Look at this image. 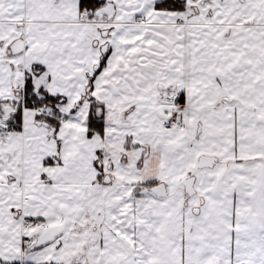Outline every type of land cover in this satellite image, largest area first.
Wrapping results in <instances>:
<instances>
[{"label": "snow or ice", "instance_id": "6c2138e0", "mask_svg": "<svg viewBox=\"0 0 264 264\" xmlns=\"http://www.w3.org/2000/svg\"><path fill=\"white\" fill-rule=\"evenodd\" d=\"M0 264H264V0H0Z\"/></svg>", "mask_w": 264, "mask_h": 264}]
</instances>
